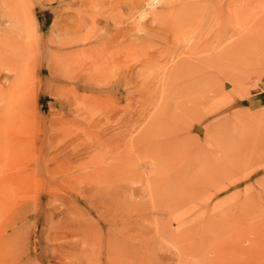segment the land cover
Returning a JSON list of instances; mask_svg holds the SVG:
<instances>
[{
	"label": "rangeland",
	"instance_id": "rangeland-1",
	"mask_svg": "<svg viewBox=\"0 0 264 264\" xmlns=\"http://www.w3.org/2000/svg\"><path fill=\"white\" fill-rule=\"evenodd\" d=\"M87 2L0 0V264H264V0H217V27L261 31L183 96L139 58L193 32L155 5L171 43L118 83L89 68Z\"/></svg>",
	"mask_w": 264,
	"mask_h": 264
},
{
	"label": "bare ground",
	"instance_id": "bare-ground-1",
	"mask_svg": "<svg viewBox=\"0 0 264 264\" xmlns=\"http://www.w3.org/2000/svg\"><path fill=\"white\" fill-rule=\"evenodd\" d=\"M87 3L93 4L99 10V12L93 13L95 17L91 12L92 22L94 23L103 18L105 23L102 31L104 32L105 29L112 30L108 36H103V32L99 33V31L93 36L97 45L94 43L96 47H92L91 52H88L90 56L89 68L103 71L105 67H113L115 64L118 65L122 62L118 83L122 81L127 83L128 80V83L131 84L136 78H143L141 73L144 69L139 70V72H132L134 66L128 63L130 54L140 50L142 44L149 43L154 46L152 39L155 37L163 43V46H168L171 43L169 41L170 36L168 37L170 26L166 27L159 19L163 14L158 15L160 12H156L155 5H158L161 11L175 18L171 25V34L174 31L194 33L193 36L191 35L192 42L186 41V45L190 46L189 50L178 46L177 38H175L177 43H172V51L170 48H164L161 50L163 54H157V48L152 47L150 51L148 50L140 58L138 57L142 67L155 65L163 59L159 68L160 84L166 89H173L176 96H183L185 93L189 95L194 92H203L205 86L211 90L210 87L214 86L217 81L218 59L220 57L227 58L230 54L227 57H225V54L232 51L241 55L242 48L247 49L253 41L255 42L253 38H256L261 31V29L256 30L253 27L248 28L245 22L237 28H235L236 24L234 27L232 24L217 27V0H209L208 3L198 4H196L197 0H185L176 3L171 2V0H89ZM136 14L138 15L137 18L135 17ZM136 19H139V21H136ZM242 30L246 31L240 34ZM232 36L237 37H234L233 41L225 44L217 51V47ZM225 49H230V51H223ZM110 62L113 63L110 65ZM128 73L131 74L130 77L132 78H126ZM90 76L92 78V75ZM87 77L89 76H85V78ZM208 89L207 91H209ZM138 93L140 96L144 95L140 91ZM133 95V93H129L125 96ZM154 182L155 179H151L150 186L157 188ZM166 187L168 188L164 195H169V184Z\"/></svg>",
	"mask_w": 264,
	"mask_h": 264
}]
</instances>
